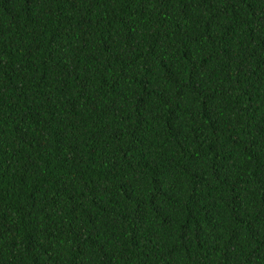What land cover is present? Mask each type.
I'll return each instance as SVG.
<instances>
[{
	"label": "trees",
	"instance_id": "16d2710c",
	"mask_svg": "<svg viewBox=\"0 0 264 264\" xmlns=\"http://www.w3.org/2000/svg\"><path fill=\"white\" fill-rule=\"evenodd\" d=\"M0 264H264V0H0Z\"/></svg>",
	"mask_w": 264,
	"mask_h": 264
}]
</instances>
